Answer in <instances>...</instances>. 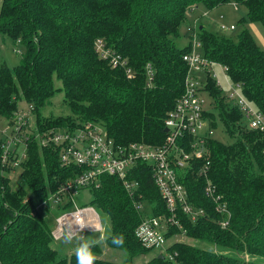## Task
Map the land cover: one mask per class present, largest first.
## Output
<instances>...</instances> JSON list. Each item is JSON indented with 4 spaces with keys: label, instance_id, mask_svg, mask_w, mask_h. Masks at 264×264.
<instances>
[{
    "label": "trees",
    "instance_id": "1",
    "mask_svg": "<svg viewBox=\"0 0 264 264\" xmlns=\"http://www.w3.org/2000/svg\"><path fill=\"white\" fill-rule=\"evenodd\" d=\"M229 1L247 8L239 23L258 21L264 26V0H0V33L24 46L17 65L0 64V118L14 122L20 101L33 105L29 121L34 112L38 117L37 125L29 126L28 138L23 135L11 143L19 165L12 166L2 156L13 129L0 141V264H77L75 253L61 251L51 235L54 214L69 208L71 201L52 212L34 211L37 201L81 171L77 164L61 165L60 145L40 143L44 132L53 128L74 132L91 123L103 125L119 144H160L167 134L165 118L184 94L190 76L199 80L201 91L210 93L224 126L236 139L224 143L210 135L208 157L189 169L183 181L189 203L204 213L192 220L179 209L177 216L187 237L213 242L219 250L184 240L175 241L170 250L177 252L182 264H264V132L250 128L239 105L228 102L213 68L221 65L232 86L238 85L264 116V50L247 27L235 40L193 24L191 39L195 31L197 50L212 62L195 70L183 58L192 51L193 39L184 47L175 42L189 12L199 5L212 9ZM98 39L110 49L109 56L117 55L116 65L98 50ZM193 70L202 71L204 83ZM61 92L70 112L44 115L42 109ZM204 116L215 127L213 113L205 109ZM147 165L139 162L131 171L146 199L144 213H168ZM202 166H207L204 176L198 172ZM14 170H20L25 185L13 188ZM205 178L227 202L230 220L225 227L219 222L227 215L218 212L205 194ZM84 188L91 196L90 204L84 205L96 207L111 221L110 246L127 251L130 258L151 251L135 235L142 215L135 207L138 196L131 197L117 175L100 174L76 197ZM181 231L172 225L167 234ZM113 235H123L124 245H113ZM93 251L95 264H116L98 256L97 245ZM130 258L125 264H134ZM151 264L176 263L155 253Z\"/></svg>",
    "mask_w": 264,
    "mask_h": 264
},
{
    "label": "built area",
    "instance_id": "2",
    "mask_svg": "<svg viewBox=\"0 0 264 264\" xmlns=\"http://www.w3.org/2000/svg\"><path fill=\"white\" fill-rule=\"evenodd\" d=\"M196 22L197 20L194 22L195 27ZM233 28H235L234 24L230 26V29ZM192 32L193 49L185 53L183 58L189 63L190 68L201 70L210 66L212 62L197 50L196 47L200 43L197 41L196 32ZM97 47L104 57H111L109 56L110 49L105 47L102 39L97 40ZM110 61L116 65L117 55H112ZM127 73L130 76L133 75L130 69ZM148 76L151 81L153 77L151 71L148 72ZM234 88L235 92L230 97H236V103L243 111L248 126L264 132V116L244 98L238 85ZM201 90L199 80L190 76L186 81L184 94L165 118L167 128L165 139L157 145L141 142L119 144L108 135L105 129L91 123L77 127L74 132L65 131L64 128H53L44 132V136L40 139L41 144L61 146L59 155L61 165L77 164L81 168L74 178L62 183L45 199L37 201L34 206V211L48 208L52 212L58 206L71 201L69 208H64L54 214L51 235L55 242L63 240L66 232H71L74 238L103 232V222L96 208L92 205H79L75 197L81 188L94 184L100 174H114L122 180L123 186L131 197L138 196L139 198L135 200L136 209L142 211L140 221L135 228L138 240L145 247L154 250L159 255L162 254L164 258L167 257L176 264H182L177 261V252L170 250L171 243L169 242L174 236L187 237V230L177 217L178 210L181 209L187 213L192 220L204 213L203 209L196 208L189 203L186 185L183 182L189 169L193 168L198 161L207 158L209 154L207 141L210 134L208 129H205L207 118L204 116L205 107ZM237 91L240 97L237 96ZM32 107L33 105L28 103L27 109L26 107L19 108L12 125L14 133L12 132L3 144V160L9 161L12 166L19 165V158H14L15 149L12 150L11 143L21 140L23 135L28 138V132H32L29 130V126H32L29 121ZM10 153L12 157L14 156V160H11ZM21 156H26L25 150ZM139 162L148 164L149 174L160 192L168 213H144L146 199L140 192L139 180L132 177L131 172ZM203 166L198 172L204 176L207 166ZM204 190L205 194L215 202L216 210L227 215L226 219L219 222L223 227L227 226L230 211L222 194L208 178H205ZM77 221L86 222L90 226L81 233ZM172 225L182 229L180 234L175 233L168 236L167 232Z\"/></svg>",
    "mask_w": 264,
    "mask_h": 264
},
{
    "label": "rangeland",
    "instance_id": "3",
    "mask_svg": "<svg viewBox=\"0 0 264 264\" xmlns=\"http://www.w3.org/2000/svg\"><path fill=\"white\" fill-rule=\"evenodd\" d=\"M247 15V8L244 4H234L232 1L222 3L212 9H208L204 5H199L194 11H191L187 15V22L184 23L180 28L179 36L175 38V42L179 47H184L185 45L189 44L191 39V31L189 30V26L193 25L194 22L197 20L196 25L199 28L200 26H205L210 31L224 35V36H230L233 39H237L238 34L240 31L247 27L254 37L256 38L257 43L259 46L264 50V26L256 21V22H246L245 24L239 23L240 19L242 17H245ZM234 24L236 28L234 30L230 29V26ZM24 49V46L22 43L18 42V44H14V41L12 38L6 34L0 33V64L2 62H6L9 66L13 67L17 65L21 61V54L22 50ZM199 49V48H198ZM200 50V49H199ZM214 71L216 73V78L221 83V86L223 88V92L228 95V102L230 104H233L236 102V97L231 98L230 95L235 92L234 86L231 84V79L224 73V70L221 65L219 64H213ZM194 75L198 76L200 80L204 83L206 80V76L202 75V71H192ZM62 96L63 92L58 93L54 96L53 100L50 101L43 109L44 115H65L70 112L69 108L64 105L62 102ZM201 96L204 99V107L205 109H208L211 111L214 115L213 123L215 122V127H212V123H210V120L207 119L205 123V129H208L210 135L224 143H232L235 141V137L231 136L229 132L227 131L226 127L224 126L223 121L221 120L219 114V108L216 106L213 98L211 97L210 93L206 90L201 91ZM237 96L240 97V93L237 91ZM20 107H28V103L25 101H20ZM25 109V110H26ZM32 128L37 125L36 121H38L37 113L34 112L32 114ZM35 123V124H34ZM13 122H10V120H7L5 118H0V141L2 139H5L6 136L10 134L11 130L14 128L12 127ZM102 129H105L103 125H98ZM3 130H6V132H3ZM20 170H14L10 173L11 178V184L13 188L20 187L22 185H25L24 180L20 179ZM26 191L24 192V194ZM23 194V193H22ZM90 192L87 188H84L83 191L76 197V201L79 205L84 204H90ZM145 207L147 206V203L144 202ZM96 208V207H95ZM55 210V209H54ZM101 220L103 222L104 230L103 232H97V233H90L83 236L86 239L90 240H96L99 238H106L104 242L97 244V246L100 248V252L98 256L105 258V260H108L110 262L116 263V264H125L128 261L129 253L123 249L112 247L107 243V236L112 233L111 230V221L108 217V215L100 212L97 208ZM53 216V215H52ZM54 216L52 221V226L54 225ZM81 237L74 238L73 242L71 244H65L64 239L59 240L56 242V245L59 246V249L61 251H64L68 254L74 252V249L80 240ZM184 239V241H188L191 243L199 244L201 243L202 246L208 247L209 249L213 250H219L217 245L213 242L211 243H203V242H197L196 240H193L191 237H185L182 238L180 236H174L171 237L170 243L173 244L176 240ZM155 251L151 250L150 252H146L142 255L133 256L129 260L134 264H151V260L153 259V256L155 255Z\"/></svg>",
    "mask_w": 264,
    "mask_h": 264
},
{
    "label": "clouds",
    "instance_id": "4",
    "mask_svg": "<svg viewBox=\"0 0 264 264\" xmlns=\"http://www.w3.org/2000/svg\"><path fill=\"white\" fill-rule=\"evenodd\" d=\"M77 224L79 226V230L81 233L86 227L90 226L89 224L83 221H77ZM110 238L113 245L123 246L125 243L123 235H118V236L113 235ZM105 239L106 238L90 240L81 236L80 240L78 241L74 249L77 264H95L97 257L93 249L96 247L97 244L104 242ZM73 240H74V235L71 232H66L64 234L65 244H71Z\"/></svg>",
    "mask_w": 264,
    "mask_h": 264
},
{
    "label": "water",
    "instance_id": "5",
    "mask_svg": "<svg viewBox=\"0 0 264 264\" xmlns=\"http://www.w3.org/2000/svg\"><path fill=\"white\" fill-rule=\"evenodd\" d=\"M160 257H161V258H164V256H163L162 254L160 255Z\"/></svg>",
    "mask_w": 264,
    "mask_h": 264
}]
</instances>
